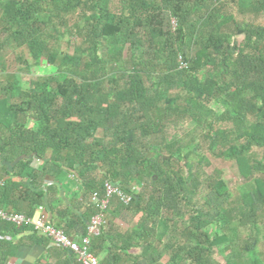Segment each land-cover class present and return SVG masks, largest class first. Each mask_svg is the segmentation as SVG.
<instances>
[{"label": "trees", "instance_id": "trees-1", "mask_svg": "<svg viewBox=\"0 0 264 264\" xmlns=\"http://www.w3.org/2000/svg\"><path fill=\"white\" fill-rule=\"evenodd\" d=\"M219 1L121 0L116 12L111 0H9L2 11V21L17 27L14 39L26 43L36 59L46 54L50 64L55 61L41 17L48 14L47 22L52 24L78 9L91 12L89 29L94 48L102 43L108 28L110 37L125 33L134 48L149 43L150 52H143L140 62L121 80H108L107 88L104 78L90 68L62 81L50 76L32 82L27 90L18 88V83L0 84V128L5 131L0 135V168L4 172L0 174L4 181L0 208L29 218L42 208L56 229L80 241L97 214L91 197H102L105 183L112 184L131 201L124 205L113 197L106 213L112 209L123 221L132 214H140L141 219L132 232L118 233L110 222L92 238L89 250L100 264H161L164 257H169V264H208L205 259L212 257L213 250L228 243L225 236L210 239L207 231L212 226L229 213L256 226L259 215L264 213V177L255 174L262 172L264 165L253 158L251 151L254 146L264 150V26L237 24L231 17L217 25ZM202 7L208 10L204 21L192 27L200 35L194 59L188 70L179 71L178 45L186 37L194 12ZM248 7L264 16V0H249ZM230 23L234 34L243 37L233 46L219 32ZM151 54L164 60L163 68L168 72L157 83L148 85V67L153 62L146 56ZM92 60L95 67L103 69L97 56ZM65 61L79 67L78 59ZM204 70L213 74L202 83L198 75ZM173 84H180L189 94L201 88L202 95L199 99L191 96L176 106L156 89ZM17 92L19 103L12 101ZM212 101L224 106V114L208 110L207 104ZM161 110L165 121L186 115L208 125L214 142L224 147L222 156L236 162L241 177L254 179L256 190L232 210L226 183L217 179L203 205L192 207L200 183L198 175L190 164L183 171L173 167L172 158L162 159L163 151L159 152L165 141L159 135L166 126L155 119ZM247 115L255 117L256 122L237 138L231 131L214 128L215 123ZM22 116L36 118L37 130L22 127ZM211 139L213 145V136ZM157 140L162 145L157 146ZM242 140L245 142L240 143ZM48 180L51 184L45 185ZM137 183L141 191L133 195L132 186ZM76 186L79 192L70 200L60 196H66ZM189 208L188 226L181 234L188 241L180 243L172 223ZM20 236L50 245L31 227L19 229L0 219V264H9L17 257ZM135 249L139 254L129 255ZM225 264L264 261L255 255L245 262L240 255Z\"/></svg>", "mask_w": 264, "mask_h": 264}, {"label": "rangeland", "instance_id": "rangeland-1", "mask_svg": "<svg viewBox=\"0 0 264 264\" xmlns=\"http://www.w3.org/2000/svg\"><path fill=\"white\" fill-rule=\"evenodd\" d=\"M8 1L2 0L0 2V84L3 86L18 83V88L27 90L32 82L42 81L50 76L62 81L76 74V72L84 70V68L97 71L100 77L104 78L106 86V84L109 85L108 80H121L122 76L126 75L140 62L143 52H150L149 43L144 47L134 48L131 41L124 37L125 33L110 37L108 34L111 33V30L108 28L105 29L106 32L103 35L102 43L97 48H94L93 38L89 29L91 12L78 9L69 15L62 16L59 21H54V24H48V14L41 17L42 22L45 23L43 33L47 36L48 48L55 55V61L54 64H50L47 61L46 54L36 59L26 43H21L14 39L17 27L10 26L2 21V11ZM248 3L249 0H220L216 6V24L219 25L226 18L231 17L237 24L263 27L264 16L251 11ZM111 4L117 12L118 7H121V0H111ZM197 9L194 12V16L191 17L189 28L186 30V37L178 45V48H180L178 56L179 71H186L191 66L200 38L197 32L194 33L192 31V27L200 26L208 12L205 7ZM176 29L177 23L174 21L173 32ZM219 32L223 37H226L230 46L239 44L243 39L242 36L234 34L232 23L220 28ZM94 56H97L102 61L103 69L95 67L92 60ZM65 58L78 59L79 67L75 68L71 62H66ZM146 58L153 62V65L148 67L150 77L147 81L148 85H152V83H157L159 77L168 71L163 68L164 60L155 59L153 54L147 55ZM211 74L213 72L204 70L199 73L198 77L204 83L207 76ZM156 89L162 90L164 99L174 102L176 106H181V102L184 103L191 96L199 99L202 95L201 88L189 94L180 84H173L170 87L161 85L159 88L156 87ZM16 95L17 97L12 101L19 103L21 98L18 96V92ZM207 108L216 115H222L225 112L224 106L215 101L207 104ZM181 110L183 111V109ZM163 114L162 110L157 112L155 119L158 123L161 121V125L165 124L166 126L165 128L163 127V133L159 135V138L165 143L162 145L163 142L157 140L156 144L157 146L162 145L159 152L162 154L163 151L162 159L169 160L172 158L170 160L175 169L185 171L186 164L193 166V172L198 175L196 177L200 183L195 200L191 205L192 207L203 205L204 198L207 197L213 181L217 179H222L226 183L229 207L232 210L239 205L244 197L256 190L254 179L247 180L241 177L236 162L222 156L221 152L224 147L221 143L214 142V133L211 132L208 125L201 124L186 115L175 116L165 121ZM255 122V117L247 115L237 118V120L215 123L214 128L231 131L233 138H237ZM19 124L32 130H37L39 127V122L31 116L20 117ZM4 132L3 128H0V135ZM244 142L242 140L240 143ZM251 152L253 158H256L264 165V150L254 146ZM1 173L4 175L3 171ZM255 177H264V170L256 173ZM101 179L102 177L99 176V180ZM70 181L74 183V178L71 177ZM44 184L49 185L51 181H45ZM140 191L141 185L138 183L132 186L133 195H137ZM77 192L79 190L76 186L73 189H69L67 197L64 196V193H61L60 196L65 200H70ZM190 209L192 208L183 212L181 218L172 223V228H176L178 231L177 240L180 243L188 241L183 240L181 234L184 233L186 226H188V219L191 214ZM140 219V214H132L123 221L118 218V213L109 209L106 213L104 226L112 222L118 233L132 232L136 229ZM207 234L210 239L222 236L228 238L227 244L220 248H215L212 257L205 259L208 264H225L228 260L240 255H242L245 262L252 260L255 255L264 261V213L259 215L256 226L243 221L235 216L234 213H229L218 224L212 226L207 231ZM188 243L192 246L196 245L194 241H189ZM161 264H169V257H164Z\"/></svg>", "mask_w": 264, "mask_h": 264}, {"label": "built area", "instance_id": "built-area-1", "mask_svg": "<svg viewBox=\"0 0 264 264\" xmlns=\"http://www.w3.org/2000/svg\"><path fill=\"white\" fill-rule=\"evenodd\" d=\"M38 162L35 161V165ZM1 174V168H0ZM4 181L0 179V191ZM116 197L124 205H128L131 197L121 192L117 187L110 183H105L103 196L94 194L91 203L96 208L97 214L90 220L87 226V235L80 241L68 238L64 233L56 229L49 221L45 211L40 208L34 218H29L24 214L15 213L9 209L0 208V219L14 225L17 228L31 227L36 234L49 240L50 246L57 249L68 251L72 254L78 264H100V261L90 252L91 240L100 234L105 225V213L108 209L110 200ZM139 250L129 251V255L137 256Z\"/></svg>", "mask_w": 264, "mask_h": 264}, {"label": "crops", "instance_id": "crops-1", "mask_svg": "<svg viewBox=\"0 0 264 264\" xmlns=\"http://www.w3.org/2000/svg\"><path fill=\"white\" fill-rule=\"evenodd\" d=\"M19 241L21 246L18 255L9 264H78L69 252L48 244H37L30 240V236H20Z\"/></svg>", "mask_w": 264, "mask_h": 264}, {"label": "water", "instance_id": "water-1", "mask_svg": "<svg viewBox=\"0 0 264 264\" xmlns=\"http://www.w3.org/2000/svg\"><path fill=\"white\" fill-rule=\"evenodd\" d=\"M71 254V253H70ZM72 255V254H71Z\"/></svg>", "mask_w": 264, "mask_h": 264}]
</instances>
